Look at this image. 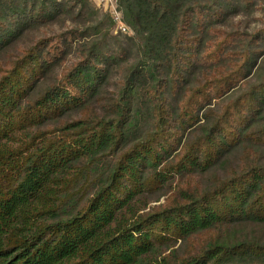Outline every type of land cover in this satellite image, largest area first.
<instances>
[{
    "label": "trees",
    "instance_id": "16d2710c",
    "mask_svg": "<svg viewBox=\"0 0 264 264\" xmlns=\"http://www.w3.org/2000/svg\"><path fill=\"white\" fill-rule=\"evenodd\" d=\"M116 9L0 0V264H264V0Z\"/></svg>",
    "mask_w": 264,
    "mask_h": 264
},
{
    "label": "rangeland",
    "instance_id": "374dc122",
    "mask_svg": "<svg viewBox=\"0 0 264 264\" xmlns=\"http://www.w3.org/2000/svg\"><path fill=\"white\" fill-rule=\"evenodd\" d=\"M92 2H93V4L95 5V7L96 8H98L102 13H106L107 14V12L106 11H104V9H103V7H102V4H100L99 3V0H92ZM256 18H259V19H261V16H256ZM248 24L249 25H256V23H253V21L252 20H250V21H248ZM257 24H260L259 22H257ZM251 25V26H252ZM66 26L68 27L69 25H67L66 24ZM69 28V27H68ZM49 31H53V32H55V33H59L60 31H58V28H57V26H54V27H52V29L51 30H48V29H46V30H44V32H42V33H38L36 36H43L44 34H46V36H49V35H51V32H49ZM116 35H130L129 33H127V32H125V33H123V32H121V31H119L118 29H117V26H116V24L114 25V29L112 30V36H116ZM108 40H109V37H108ZM109 42V41H108ZM111 42H113V40L112 41H110V43ZM109 43V44H110ZM75 60V58L74 57H72V56H68V59H67V64H66V66L68 65V64H70V62H73ZM254 73V72H253ZM252 73V74H253ZM252 78V75L249 77V79H251ZM248 79V80H249ZM219 171L220 170H222L221 168H219L218 169ZM218 171V172H219ZM170 193H167V194H165V195H162V196H159V198L157 199L156 197L153 199H151V201H150V206H159V205H162V204H164V201L167 199V197H168V195H169ZM194 241L197 243V245L196 246H198V242H200V240L199 239H194Z\"/></svg>",
    "mask_w": 264,
    "mask_h": 264
},
{
    "label": "built area",
    "instance_id": "2783aa9c",
    "mask_svg": "<svg viewBox=\"0 0 264 264\" xmlns=\"http://www.w3.org/2000/svg\"><path fill=\"white\" fill-rule=\"evenodd\" d=\"M117 0H99L102 4L104 11H106L112 18L113 22L116 24L117 29L123 33L127 32V28L122 22L121 14L116 9Z\"/></svg>",
    "mask_w": 264,
    "mask_h": 264
}]
</instances>
